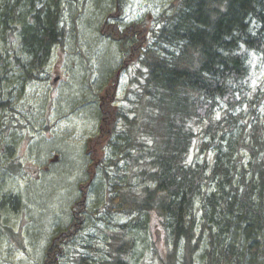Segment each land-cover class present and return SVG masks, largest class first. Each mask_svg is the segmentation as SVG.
Segmentation results:
<instances>
[{
  "label": "trees",
  "instance_id": "16d2710c",
  "mask_svg": "<svg viewBox=\"0 0 264 264\" xmlns=\"http://www.w3.org/2000/svg\"><path fill=\"white\" fill-rule=\"evenodd\" d=\"M65 2L72 9L78 0H0V110L13 93L25 95L32 80L47 77L54 48L71 38L79 45ZM116 3L90 0L99 12L96 26ZM114 25L98 31L135 68L134 109L120 105L112 114L95 178L83 167L85 143L78 158L85 179L66 213L69 223L47 238L37 264H59L61 246L79 264H264L263 97L250 86L251 55L264 60V0H171L153 25ZM102 56L96 68L106 74L111 57ZM93 68L83 72L88 88ZM81 97L75 106L91 120L94 100ZM13 132L12 121L0 122V158L15 148ZM198 136L199 156L189 162ZM6 176L0 172V184ZM19 202L18 195L0 194V213Z\"/></svg>",
  "mask_w": 264,
  "mask_h": 264
},
{
  "label": "rangeland",
  "instance_id": "374dc122",
  "mask_svg": "<svg viewBox=\"0 0 264 264\" xmlns=\"http://www.w3.org/2000/svg\"><path fill=\"white\" fill-rule=\"evenodd\" d=\"M83 1L73 2L75 7L73 6L72 9L66 8V2L63 5L67 22L74 21L78 27L79 45H75L73 38L68 41V33L65 40L68 42L65 46L53 49L48 67H45L44 72L50 73L49 79L33 81L25 91V95H17L16 98L13 93L11 99L14 104H7L0 110V120L12 113L15 104L22 113H25V110L30 111L22 114L24 118L32 117L31 126L19 128L16 125L13 132L16 138L14 153L20 171L8 173L0 186L1 195L15 194L20 198L18 208L16 207L15 210L6 208L0 213V264H37L43 260L42 252L46 248L47 238L69 223L66 213L77 196L79 182L85 179L82 177V150L87 137L94 135L97 131L101 109L106 107V102L113 103L117 95L122 97L127 89L135 90L136 88L131 84V79L135 75L134 66H130L124 74L120 75L121 79L117 85L115 72L118 73L119 68L124 64L123 56L116 55L114 43L107 41L105 33L100 34L98 30L112 31L116 23L124 25L134 23L138 26L151 23L153 25L155 18L171 0H117L113 10L103 11L100 19L106 18L103 23L97 22V26L94 18L99 12L96 8L89 6L90 0H87L84 10ZM82 18H84L83 27L81 26ZM104 54L111 57V68L108 73L100 74L96 68L97 59ZM86 58L91 62L86 61ZM262 58L261 55H251L250 86L260 87V95L263 97L260 116L264 118V60ZM92 63L94 68L89 74L91 86L88 88L82 77L83 72H86L87 67ZM56 73L60 79L56 85L52 86L51 82ZM81 89H83L82 92ZM81 94L84 96L81 97L84 102L94 100L97 114L93 119L91 117V120L87 112H82L83 108L75 106L79 102L76 98ZM123 106L134 109L130 102H125ZM216 115H220V112ZM200 129L201 126H198L195 132L199 133ZM201 144L202 137L198 136L191 146L188 159L190 162L194 161ZM208 154L212 158V153ZM60 155L62 160L59 158ZM204 157L205 154H202L200 159ZM78 158L82 160L79 162ZM90 163L87 160L85 164L83 163L86 172L90 169ZM68 171L71 173L69 174ZM69 181L71 186H68ZM116 219L125 220L124 217L113 215V221ZM75 220L74 225L79 222V227L83 225L84 217L78 216ZM61 249L63 256L59 258V264H79V259H75L76 256L65 257L66 250L70 249L63 246ZM50 255L45 257V263H49ZM88 257L91 259L92 254H88Z\"/></svg>",
  "mask_w": 264,
  "mask_h": 264
},
{
  "label": "flooded vegetation",
  "instance_id": "af4514ba",
  "mask_svg": "<svg viewBox=\"0 0 264 264\" xmlns=\"http://www.w3.org/2000/svg\"><path fill=\"white\" fill-rule=\"evenodd\" d=\"M8 116L4 117L2 120H0V122H5L7 120ZM101 144H104V142H101ZM90 147V145H89ZM15 148L11 149L10 151H7V153H2V156L0 158V172L1 175H8V173L11 172H18L19 170V164L17 165L16 162V155H15ZM95 154H97V152H94ZM98 163L101 162L100 159L97 161ZM3 171V172H2ZM20 173V172H19ZM5 178L2 179V181H4ZM2 183V182H1ZM1 185V184H0ZM10 195H15V194H10ZM16 207H13V209L15 210Z\"/></svg>",
  "mask_w": 264,
  "mask_h": 264
},
{
  "label": "bare ground",
  "instance_id": "6f19581e",
  "mask_svg": "<svg viewBox=\"0 0 264 264\" xmlns=\"http://www.w3.org/2000/svg\"><path fill=\"white\" fill-rule=\"evenodd\" d=\"M118 148V147H117Z\"/></svg>",
  "mask_w": 264,
  "mask_h": 264
},
{
  "label": "water",
  "instance_id": "95a60500",
  "mask_svg": "<svg viewBox=\"0 0 264 264\" xmlns=\"http://www.w3.org/2000/svg\"><path fill=\"white\" fill-rule=\"evenodd\" d=\"M56 80V79H55Z\"/></svg>",
  "mask_w": 264,
  "mask_h": 264
}]
</instances>
